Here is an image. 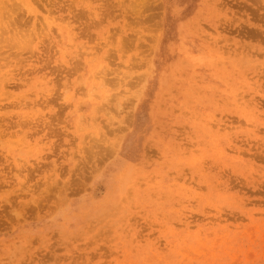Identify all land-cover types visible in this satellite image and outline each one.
I'll use <instances>...</instances> for the list:
<instances>
[{"label": "rangeland", "instance_id": "374dc122", "mask_svg": "<svg viewBox=\"0 0 264 264\" xmlns=\"http://www.w3.org/2000/svg\"><path fill=\"white\" fill-rule=\"evenodd\" d=\"M16 3L0 264H264V0Z\"/></svg>", "mask_w": 264, "mask_h": 264}, {"label": "bare ground", "instance_id": "6f19581e", "mask_svg": "<svg viewBox=\"0 0 264 264\" xmlns=\"http://www.w3.org/2000/svg\"><path fill=\"white\" fill-rule=\"evenodd\" d=\"M4 1L5 0H0V49H3V48H6L7 49V51L9 50L10 51V53H9V55L10 54H12V52H13V54L15 55V56H19L20 58H22V56L23 57H25L24 59H27V56L28 55H26V54H29V51H32V53L34 52V51H36V50H38L40 47L37 45V43L39 42V41H37V39H38V37L36 36V35H32L31 34V32H29L28 30H25V28L22 26V24L20 25V26H18V24L24 19V21L26 20V17H19V16H16V14L12 11L13 10V8H11V7H9V6H7V5H4ZM31 1L32 0H19V3H16V5L17 6H20L21 4H23L26 8H27V11L29 12V13H33L34 12V9L33 8H31V5H30V3H31ZM62 9H63V7H62ZM71 11V10H70ZM61 23H65V24H67V26H70V27H68V28H66L67 29V33H69L72 37H74L76 34H74V33H72L71 31H75V26L72 24L73 22H72V20H71V16L69 17V16H63L62 18H61V21H60ZM62 26H65L64 24H61L60 26H59V28H58V31H62V30H64V27H62ZM59 33V32H58ZM70 36V37H71ZM75 38V37H74ZM8 51V52H9ZM31 53V54H32ZM97 58V57H96ZM96 58H94V59H96ZM95 61V60H94ZM152 64V63H151ZM151 66V65H150ZM152 67V66H151ZM150 67V68H151ZM107 67H106V65H102L101 66V70H99V73H103L104 75H100V79L99 80H97V82H96V85L93 87L92 86V90L91 91H93V92H95V91H97L96 92V94L98 95V98H100V92H101V90H102V87H106V84L108 85V78L105 76L106 75V73H108V71L106 72V69ZM150 68H148V70L150 69ZM109 70V69H108ZM98 72V71H97ZM74 73H76V70H74L73 68L71 69V74H70V76H68V75H65L64 77H63V83L66 85V87L67 88H69V86L70 85H72V84H70L71 83V78L74 76ZM95 73V72H94ZM98 73V74H99ZM97 76H95V78H96ZM10 78H13V77H10ZM97 79V78H96ZM111 80V82H113V80L112 79H110ZM46 82V81H45ZM119 82V81H118ZM140 82V81H139ZM47 83V82H46ZM70 84V85H69ZM121 85V86H119V87H122L123 85H122V83H117L116 82V85ZM111 89H113V88H111ZM115 89H117V88H115ZM115 89H113L112 91H114ZM142 90V89H141ZM139 91L138 90V92L141 94V92L142 91ZM90 91V92H91ZM109 91V95H110V93L112 92L111 90H110V88H109V90H107V92ZM92 92V93H93ZM136 92V91H135ZM118 95V93H115V96H117ZM113 95V94H112ZM114 96V97H115ZM137 96V98L140 96V95H136ZM107 98H108V96H106ZM134 98H136L135 96H133ZM106 98V99H107ZM111 98H113V96H109V98L108 99H111ZM116 98V97H115ZM104 100V101H109V103H110V100ZM107 106V108H105V109H109V107H108V105H106ZM101 107H102V109H101ZM103 108V105L102 106H98V108L97 109H101L102 111H104L105 109ZM97 109H94L95 110V112H96V110ZM120 109V108H119ZM121 110V109H120ZM117 111V110H116ZM131 114V113H130ZM95 115V114H94ZM93 115V116H94ZM127 115V114H126ZM125 115V116H126ZM133 115V114H132ZM92 116V117H93ZM95 117V116H94ZM93 117V119H95ZM127 118H128V116H127ZM125 121V120H124ZM113 123V122H112ZM109 124H111V123H109ZM108 125V124H107ZM109 126V125H108ZM120 127V126H119ZM120 136V135H119ZM21 137H23V135L21 136ZM25 137V136H24ZM24 137H23V139H24ZM118 137V136H117ZM25 140V139H24ZM116 140V139H115ZM114 144H115V142H114ZM118 144H120V140H118ZM116 146L114 145V148H115ZM117 148V147H116ZM116 151V150H115Z\"/></svg>", "mask_w": 264, "mask_h": 264}]
</instances>
